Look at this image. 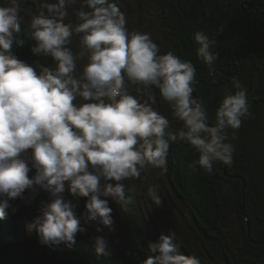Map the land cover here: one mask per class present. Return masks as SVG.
<instances>
[{
	"label": "clouds",
	"instance_id": "clouds-1",
	"mask_svg": "<svg viewBox=\"0 0 264 264\" xmlns=\"http://www.w3.org/2000/svg\"><path fill=\"white\" fill-rule=\"evenodd\" d=\"M38 8L23 35L44 63L30 65L13 52L24 43L21 0H0V219L17 211L13 202L26 190H43L49 200L28 225L42 245L75 244L77 233L87 230L83 219L95 230L96 252L111 256L109 200L124 208L131 203L124 181L139 178L148 166L167 173L177 141L198 153L193 170L210 174L216 162L231 166L235 146L228 130L234 138L249 115L247 89L233 78L235 91L226 92L210 124L193 96V62L173 51L162 54L150 33L129 31L114 0H38ZM193 40L211 72L219 56L216 40L203 30ZM153 88L168 102L172 119L154 107ZM173 120L182 127L173 128ZM66 191L77 202L86 198L83 216ZM145 195L162 204L158 185ZM173 241V235H160L149 242L153 255L142 264H202Z\"/></svg>",
	"mask_w": 264,
	"mask_h": 264
},
{
	"label": "trees",
	"instance_id": "trees-1",
	"mask_svg": "<svg viewBox=\"0 0 264 264\" xmlns=\"http://www.w3.org/2000/svg\"><path fill=\"white\" fill-rule=\"evenodd\" d=\"M144 4L137 20L126 15L129 31L150 33L162 54L173 51L193 62L197 81L193 96L207 109L210 124L226 92L234 93L233 78L247 89L249 115L234 138L233 130H228L235 146L233 163L216 162L210 174L193 170L189 165L198 153L182 141L172 143L167 173L152 167L169 188L162 205L151 201V212L142 202L140 183L147 179L148 185L155 181L163 185L162 178L152 173L124 181L131 197L126 208L109 200L115 229L108 236L111 256L96 252L91 239L95 230L83 219L87 230L77 233L75 244L42 245L28 225L49 196L43 190H26L13 202L17 211L9 210L0 219V264H142L153 255L149 242L160 235H173L178 251L200 257L202 264H264V0H145ZM38 11L29 4L21 26L24 43L13 46L17 58L30 65L44 63L31 52L34 42L23 35ZM200 30L216 40L219 56L211 72L196 53L193 34ZM151 91L154 107L172 119L168 102L157 89ZM172 127L179 129L182 122L173 120ZM64 196L83 216L86 198L77 202L67 191Z\"/></svg>",
	"mask_w": 264,
	"mask_h": 264
},
{
	"label": "rangeland",
	"instance_id": "rangeland-1",
	"mask_svg": "<svg viewBox=\"0 0 264 264\" xmlns=\"http://www.w3.org/2000/svg\"><path fill=\"white\" fill-rule=\"evenodd\" d=\"M144 1L145 0H116V2L118 3L120 9L123 10V12L127 15V16H130L132 19L134 20H137L139 18V16L141 15V13L143 12L141 7H145V4H144ZM29 4H32L34 5V8L39 10L38 8V0H21V15L22 17L26 14V13H29ZM69 20L71 21H75L76 20V16H75V13L69 9ZM73 44H75L77 46V41L76 39L74 38L73 39ZM149 168L152 170H149L148 167L142 172L143 175L149 177L151 175V173L153 175H156L157 176H160L163 180V177L161 176V174L158 172H154L153 168L151 166H149ZM34 172V170H33ZM147 182H151V180H145L144 184L143 183H140L141 184V190L142 192H146L147 190V187L150 186V184L148 185ZM155 185H158V189H159V194L161 196L162 199L166 198L168 199L167 197V194L169 192V188L168 186L165 184L164 180H163V185L157 181L154 182ZM48 195V193H47ZM49 196V195H48ZM145 196V199L142 201L143 204H144V208L147 210H150L151 212H153V205L151 203V200L150 198H148L146 195ZM163 204V203H162ZM161 204V205H162Z\"/></svg>",
	"mask_w": 264,
	"mask_h": 264
}]
</instances>
